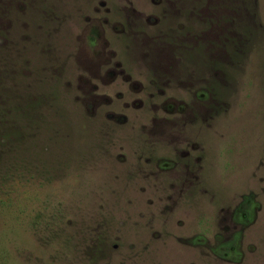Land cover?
I'll list each match as a JSON object with an SVG mask.
<instances>
[{
    "label": "rangeland",
    "instance_id": "obj_1",
    "mask_svg": "<svg viewBox=\"0 0 264 264\" xmlns=\"http://www.w3.org/2000/svg\"><path fill=\"white\" fill-rule=\"evenodd\" d=\"M0 264H264V0H0Z\"/></svg>",
    "mask_w": 264,
    "mask_h": 264
}]
</instances>
